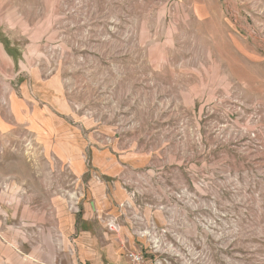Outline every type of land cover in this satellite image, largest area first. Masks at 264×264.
Instances as JSON below:
<instances>
[{
    "label": "rangeland",
    "instance_id": "374dc122",
    "mask_svg": "<svg viewBox=\"0 0 264 264\" xmlns=\"http://www.w3.org/2000/svg\"><path fill=\"white\" fill-rule=\"evenodd\" d=\"M28 169L50 213L153 207L145 264H264V0H0L2 191Z\"/></svg>",
    "mask_w": 264,
    "mask_h": 264
},
{
    "label": "crops",
    "instance_id": "0c3cea01",
    "mask_svg": "<svg viewBox=\"0 0 264 264\" xmlns=\"http://www.w3.org/2000/svg\"><path fill=\"white\" fill-rule=\"evenodd\" d=\"M39 175L34 186L28 169L6 192L0 183V264H129L128 253L149 249L144 234L159 230L153 207L142 206L126 191L121 201L88 188L81 214L65 204L50 213L47 174ZM108 219L116 220L117 231H104Z\"/></svg>",
    "mask_w": 264,
    "mask_h": 264
},
{
    "label": "built area",
    "instance_id": "2783aa9c",
    "mask_svg": "<svg viewBox=\"0 0 264 264\" xmlns=\"http://www.w3.org/2000/svg\"><path fill=\"white\" fill-rule=\"evenodd\" d=\"M106 227L109 231H117L116 220H108L106 222ZM148 237L150 247L153 252H158L160 250L161 239L165 236V232L158 230L156 227H153L149 232L144 234ZM127 259L129 264H145L144 255L142 252H130L127 254Z\"/></svg>",
    "mask_w": 264,
    "mask_h": 264
}]
</instances>
